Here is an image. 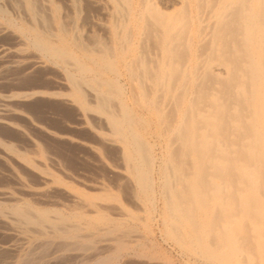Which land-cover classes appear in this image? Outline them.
<instances>
[{
	"label": "bare ground",
	"instance_id": "1",
	"mask_svg": "<svg viewBox=\"0 0 264 264\" xmlns=\"http://www.w3.org/2000/svg\"><path fill=\"white\" fill-rule=\"evenodd\" d=\"M20 1L32 21L49 25L36 0ZM105 4L104 21L94 25L99 35L90 31L82 39L73 1L75 15L68 23L51 15L54 31L51 24L52 32L44 36L32 32L34 46L65 68L69 98L84 111L86 97L95 103L113 135L104 141L118 144L122 172H127L122 179L131 184L140 207L154 201L155 191L156 163L145 136L165 142L160 174L167 235L210 264H264V0ZM93 201H82L85 211L72 224L67 223L70 214L51 216L28 204L15 206L12 214L37 231L62 236L87 228L116 252L126 251L135 227L128 221L137 223L141 217L118 204L115 209L125 218H113L109 204Z\"/></svg>",
	"mask_w": 264,
	"mask_h": 264
},
{
	"label": "rangeland",
	"instance_id": "2",
	"mask_svg": "<svg viewBox=\"0 0 264 264\" xmlns=\"http://www.w3.org/2000/svg\"><path fill=\"white\" fill-rule=\"evenodd\" d=\"M0 1V13L3 12L0 14V23L3 24L0 29V264H210L199 254L185 250L167 235L161 185L166 158L164 155L167 154L165 142L158 140L155 135L144 134L149 144L152 143L150 146L156 163V185L154 184L152 201L155 203L142 204L140 207L141 204L132 196L131 184L125 180L127 172L123 173L126 170L121 155L119 156L118 144L104 141L105 138H113V135L102 115L97 112L95 103L86 97L88 109L85 112L74 97L71 98L73 95L69 93L71 87L65 79V68L34 46V32L44 36L45 31L46 34L54 31L51 15H56L62 23H68L72 18L69 16L75 15L71 7L73 1L77 3L78 12H81L79 14L76 11L75 17L76 22L80 20L77 26L79 25L78 30L81 29L79 32H82V39L87 40L86 34L90 31L99 35L100 31L94 25L105 19L106 0H36L39 13L48 21L47 26L32 21L24 12L20 0ZM82 1L86 5L83 6ZM12 6L17 7L14 9ZM21 35L24 38L22 36L20 39ZM25 35H29L30 39L26 38L28 41L25 40ZM100 130L105 131V134ZM86 200H94L96 203L104 200L109 204L111 213H108L114 215L113 218H125L115 209L118 204L126 206L124 208L128 214L142 218V222L141 218L137 223L128 221L131 227L135 226L129 234L131 237H126V240L129 238L126 243L130 246L131 242L132 249L128 246L126 251L123 250L124 253L116 252L113 244H106L103 236L93 234L87 228L80 229V233L78 231L74 236H62L51 230H46V235L45 232L37 231L35 226L33 228L20 222L12 214L15 206L28 204L47 210L51 216L56 212L63 213L65 217L70 214L67 223L72 224L79 221L77 213L85 211L82 201ZM71 215L75 221L70 219Z\"/></svg>",
	"mask_w": 264,
	"mask_h": 264
}]
</instances>
